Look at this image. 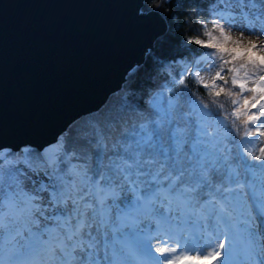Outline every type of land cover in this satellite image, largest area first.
I'll list each match as a JSON object with an SVG mask.
<instances>
[{
    "label": "snow or ice",
    "instance_id": "1",
    "mask_svg": "<svg viewBox=\"0 0 264 264\" xmlns=\"http://www.w3.org/2000/svg\"><path fill=\"white\" fill-rule=\"evenodd\" d=\"M257 3L258 14L251 11ZM212 4L215 19L198 20L207 39L187 42L210 50L194 63L215 73L209 83L186 70L178 83L183 93L191 76L211 97H235L231 111L213 114L191 92L185 111L178 93L166 106L154 99L153 118L130 132L113 136L110 126H93L94 161L81 146L60 144L37 156L36 168L0 164V264H264V146H246L264 143V0ZM234 28L241 29L235 38ZM6 155L0 149V160ZM147 217H158L156 232L139 235L134 247L117 235ZM176 219L182 223L173 226ZM238 236L243 251L234 258ZM6 237L42 248L44 257L5 260Z\"/></svg>",
    "mask_w": 264,
    "mask_h": 264
},
{
    "label": "water",
    "instance_id": "2",
    "mask_svg": "<svg viewBox=\"0 0 264 264\" xmlns=\"http://www.w3.org/2000/svg\"><path fill=\"white\" fill-rule=\"evenodd\" d=\"M144 0H0V149L52 145L166 31Z\"/></svg>",
    "mask_w": 264,
    "mask_h": 264
},
{
    "label": "trees",
    "instance_id": "3",
    "mask_svg": "<svg viewBox=\"0 0 264 264\" xmlns=\"http://www.w3.org/2000/svg\"><path fill=\"white\" fill-rule=\"evenodd\" d=\"M213 7L212 0H144L141 10L143 12H159L165 19L166 31L155 40L152 48L146 49L143 62L134 66L127 74L122 88L113 93L100 108L74 121L60 136L56 143L57 148L60 144H63L66 149L69 144L81 146L93 157L94 161L97 150L95 138L91 135L93 126H110L113 136H119L125 129L130 132L133 130V126H138L153 118L151 104L154 99L158 98L166 106L169 99L177 98L178 93H180V103L184 106L185 111H188V104L186 103L188 92L194 94L193 98L198 96L207 102L209 110L213 114L218 113L222 117L226 110L231 111L233 106L230 101L235 97L228 98L223 94L219 98L211 97L206 94L204 88L195 84L191 76L186 81L188 89L183 93L180 92L181 86L178 83L179 75L186 74L184 66L194 56H199L204 52L200 46L188 43L187 38L199 36L201 39H207L202 34L204 29L201 28L198 20L200 17L205 20L215 19L209 14ZM258 7H260L259 3L251 11H257ZM209 30H211L210 24ZM214 34L218 35L215 31ZM169 61L170 63H168ZM229 86H231L230 79ZM233 91H239V89L234 88ZM246 95H250V93L246 92ZM212 99H217L223 103L224 109L217 108L212 104ZM249 127L251 126L249 125ZM241 131H243L242 126ZM4 152L11 153V155H7L8 157H20L23 152H28L30 155L25 157L27 162L32 166L41 165V161L37 159V156H41V151L35 148L26 146L17 151L5 149ZM73 163H78V161L73 160ZM61 167L64 166L61 165ZM205 198L206 196L201 199L204 200ZM121 207H124V204H121ZM238 209L235 214H237ZM160 211H166V207L160 208ZM168 214L174 217L179 216L175 212ZM147 218H149L147 225L143 226L140 221L136 230L125 227L122 229L123 235H117L131 238L136 231L140 234L145 231L150 232L152 227L150 224L154 222L155 217ZM181 223V220L176 219L173 226H178ZM185 226L191 227L193 225L189 221Z\"/></svg>",
    "mask_w": 264,
    "mask_h": 264
},
{
    "label": "rangeland",
    "instance_id": "4",
    "mask_svg": "<svg viewBox=\"0 0 264 264\" xmlns=\"http://www.w3.org/2000/svg\"><path fill=\"white\" fill-rule=\"evenodd\" d=\"M258 8H260V7H258ZM260 10V9H259ZM238 19H239V17H237ZM252 17L251 16H249V19H251ZM241 31V29H239V28H234V29H232V31H231V35L235 38V37H237L238 35H239V32ZM245 36L246 37H248L249 36V34L246 32L245 33ZM251 38H253V39H255L256 37L255 36H252ZM259 39L260 40H264V36H260L259 37ZM206 51H210V50H207V49H204V52H206ZM201 55V54H200ZM200 55L199 56H194L193 57V59L189 62V63H187L184 67H185V69L186 70H192V71H200V75L204 78V80L206 81V82H211V77H212V75H214V73H215V68H213L212 70H211V72H209V71H207V70H205L206 68H207V64H205V66H204V69H201V68H198L196 65H195V61L196 60H198L199 58H200ZM168 63H170V61L168 62ZM208 63H211V61H208ZM217 83H219V81H217ZM244 95H246V92L244 93ZM250 95H251V93H250ZM254 111H255V109H254ZM250 126L252 127V125L250 124ZM251 139H255V137H253V138H251ZM262 139H264V138H262ZM59 140V139H58ZM58 140L55 142V143H53V145L50 147L51 149H52V151L53 150H55V149H57V142H58ZM246 146H249V147H254V150L255 149H258L259 147H262V146H264V143H257V144H255V145H246ZM21 148H25L24 146H22ZM3 151L5 150V149H2ZM51 152V151H50ZM49 151H46L44 148L41 150V156H43V155H45L46 153H50ZM25 157H27L26 155H25V152H23L22 153V156H13V157H8L7 155L2 159V161L3 162H0V163H2V166L5 168V169H7L9 166H10V164L11 165H13V166H16V167H22V164H21V162H24V161H27V159L25 158ZM42 163V162H41ZM17 164V165H16ZM40 166V165H39ZM35 168L36 167H38V165L37 166H34ZM29 175H31V173L29 174ZM37 177L36 176H32V179L33 180H35ZM43 179H44V181L45 182H47V178L46 177H43ZM257 188L259 189V184H257ZM241 211H242V209H241ZM49 226H51V222H49ZM118 234H120V235H123V231H121L120 233H118ZM119 237H121L122 238V240L123 241H125V242H127L130 246H133L134 247V245H133V243L131 242V240H129L127 237H125V236H119ZM8 242H7V237L5 238V244H7ZM117 248L119 249V245H117ZM236 255H237V257L241 254V252L243 251V240H242V238L241 237H237V242H236ZM102 253V252H101ZM103 254V253H102Z\"/></svg>",
    "mask_w": 264,
    "mask_h": 264
},
{
    "label": "bare ground",
    "instance_id": "5",
    "mask_svg": "<svg viewBox=\"0 0 264 264\" xmlns=\"http://www.w3.org/2000/svg\"><path fill=\"white\" fill-rule=\"evenodd\" d=\"M92 112V111H91ZM90 113V112H89ZM89 113H87V114H89ZM86 115V114H85ZM76 121V120H75ZM60 138V137H59ZM58 138V139H59ZM57 139V140H58ZM53 145V144H52ZM52 145H48V146H45L44 147V149L46 150V151H52V149L50 148ZM24 147H26V146H24ZM0 162H3L2 160H0ZM0 164H2V163H0ZM17 165V164H16ZM33 168H35L34 166H32ZM44 239H47V237H44ZM4 246H6V244L4 243ZM3 246V255L6 253V250H5V247Z\"/></svg>",
    "mask_w": 264,
    "mask_h": 264
}]
</instances>
